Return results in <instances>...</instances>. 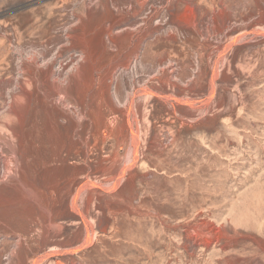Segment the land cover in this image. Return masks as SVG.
I'll use <instances>...</instances> for the list:
<instances>
[{
	"label": "rangeland",
	"instance_id": "obj_1",
	"mask_svg": "<svg viewBox=\"0 0 264 264\" xmlns=\"http://www.w3.org/2000/svg\"><path fill=\"white\" fill-rule=\"evenodd\" d=\"M0 264H264V0H0Z\"/></svg>",
	"mask_w": 264,
	"mask_h": 264
},
{
	"label": "bare ground",
	"instance_id": "obj_2",
	"mask_svg": "<svg viewBox=\"0 0 264 264\" xmlns=\"http://www.w3.org/2000/svg\"><path fill=\"white\" fill-rule=\"evenodd\" d=\"M24 73V72H23ZM30 74V73H29ZM27 75V74H26ZM31 75H34V73L33 74H31ZM36 75H38V74H36ZM40 75V74H39ZM40 79V81L42 80L41 78H39ZM47 79V78H46ZM28 81V80H27ZM38 81V80H37ZM36 81V82H37ZM55 83V82H54ZM36 84V83H35ZM38 84V83H37ZM46 84V83H45ZM50 84V83H49ZM48 84V85H49ZM53 84V83H52ZM50 86H54V85H50ZM56 86V85H55ZM51 88V87H50ZM55 88V87H54ZM48 89V88H47ZM22 90V89H21ZM51 90V89H50ZM58 90H59V88H58ZM41 91V90H40ZM42 92V91H41ZM44 92V91H43ZM53 92V91H52ZM50 93V92H49ZM62 95H63V93H62ZM72 95V94H71ZM74 95V94H73ZM24 96V95H23ZM72 98V97H71ZM42 99V98H41ZM43 100V99H42ZM45 100V99H44ZM42 104H44L43 102H42ZM73 114V113H72ZM49 116V115H48ZM48 122H50V121H48ZM64 123V122H63ZM49 127V126H48ZM54 131V130H53ZM55 133V132H54ZM73 138V137H72ZM58 139V138H57ZM19 140V139H18ZM22 141V140H21ZM12 144V143H11ZM15 147V146H14ZM16 148V147H15ZM63 148V147H62ZM72 153V152H71ZM18 155V154H17ZM51 155V154H50ZM62 155V154H61ZM74 155V154H73ZM49 158V157H48ZM40 159V158H39ZM22 161H24V160H22ZM19 162V161H18ZM17 163V162H16ZM22 163V162H21ZM12 164V163H11ZM41 167V166H40ZM47 174V173H46ZM60 176V175H59ZM76 177V176H75ZM74 179V178H73ZM62 180V179H61ZM71 180V179H70ZM75 180V179H74ZM29 181V180H28ZM37 181V180H36ZM76 181V180H75ZM74 185V184H73ZM72 185V186H73ZM75 186V185H74ZM32 190V189H31ZM33 191H34V189H33ZM33 193V192H32ZM72 200H73V198H72ZM197 214H199V213H197ZM199 230V229H198ZM208 230V229H207ZM206 233V232H205ZM196 234V233H195ZM203 234V233H202ZM209 235V234H208ZM205 236V235H204ZM212 236V235H211ZM203 237V236H202ZM199 238V237H198ZM208 239V238H207ZM202 240V239H201ZM211 240V239H210ZM207 241H209V240H207ZM234 261V259L232 260V262ZM231 261H230V263H232Z\"/></svg>",
	"mask_w": 264,
	"mask_h": 264
}]
</instances>
